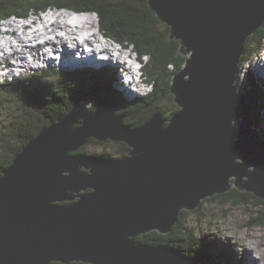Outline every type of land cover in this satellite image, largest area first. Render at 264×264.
<instances>
[{
  "label": "water",
  "instance_id": "95a60500",
  "mask_svg": "<svg viewBox=\"0 0 264 264\" xmlns=\"http://www.w3.org/2000/svg\"><path fill=\"white\" fill-rule=\"evenodd\" d=\"M148 6L187 58L171 86L179 111L131 129L118 115L127 106L94 111L82 99L43 129L0 175V264H194L137 239L171 233L184 211L233 189L264 201V138L237 84L264 0ZM91 139L129 150L116 159L80 153Z\"/></svg>",
  "mask_w": 264,
  "mask_h": 264
},
{
  "label": "trees",
  "instance_id": "16d2710c",
  "mask_svg": "<svg viewBox=\"0 0 264 264\" xmlns=\"http://www.w3.org/2000/svg\"><path fill=\"white\" fill-rule=\"evenodd\" d=\"M52 7H66L78 11L96 13L99 18L100 28L107 36L117 40L125 46L134 47L140 54L149 56V62L146 65L145 72L146 80L148 82H153L152 92L146 96L138 97L134 102L128 101L124 95L118 93V97L115 96L110 98L109 96L108 102L102 104L103 106L101 109L112 102L121 106H127V108L119 112L118 115H126L124 124L127 125L126 120L129 119L130 124L127 126L131 129L144 126L155 114H163L160 110L152 111V107L157 102H161L166 98L171 100L174 98L171 93L173 78L175 74L179 73L184 68L187 58L180 53V42L170 39V27L157 20L150 11L148 0H0V20L16 16L23 17L32 15L34 12H40L41 10H47ZM263 42L264 26L260 28L254 36L249 38L245 46V55L242 57L240 70L249 60L253 59L252 57H254V55L257 56L261 52L264 47ZM91 70L86 72L90 78H92ZM95 72L97 76L102 77L103 81H105L104 83L97 82L92 83L91 86L81 87L80 83H73L70 78L64 77L63 79L55 81V84L49 89L47 88L48 84L38 79H34L32 84H26V86H29L28 88L15 87L14 89L10 86L7 88L11 91V94L20 91L21 97L19 100L21 101L32 99V102H29L32 105L35 104L37 110L33 113L36 117L32 116L31 123L28 122L25 125L23 124L21 128H15L16 131L19 132L17 135L19 138H26L22 147L19 149L17 147H11L9 149L4 147L0 148V175L4 170L10 167L16 155L21 152L30 141L35 139L43 129L50 126V123H44L45 125L42 128H38V125H40L42 121V115L48 117V115L52 114L49 120L51 123L56 122L60 118L68 115L74 106L85 98L83 94H86L87 98L92 100V98L99 94L112 91L115 84L103 78V71ZM158 79L160 83L161 81L163 82V89H159ZM91 82L93 81L91 80ZM239 82L240 80L237 82L238 85ZM114 83H116L115 79ZM164 85L166 87H164ZM242 89H244L251 101L256 127H259L261 117L260 109L264 105V82H261V85L256 84L255 78L252 77L250 79V86ZM242 89L239 87V90ZM84 90L85 92H83ZM3 97L5 98V94L2 92L0 95V105L3 103ZM63 100L68 102L69 106L61 110L59 107L64 105ZM56 110H58V112ZM139 110L150 111V114L144 117L142 116L144 112ZM164 118L169 119L166 117ZM43 122L46 121H42V123ZM166 126H168V124ZM32 129H38L33 136L26 137L23 132H21L23 130L30 132ZM262 136L264 138V135ZM92 143L98 144L99 142L91 139L89 144ZM122 144L126 149L123 151L121 157L125 156L129 150L126 144ZM80 153L86 155L84 148L80 150ZM91 156L112 159V157L108 155L93 154ZM216 198L221 199L224 204L230 203L234 206H251L252 204L257 207L259 206L261 209L256 213L252 209L251 214L253 217L249 224L264 226V201L257 199L251 194L239 193L236 189H233L230 193L225 195L213 197V199ZM227 212L228 211H226V214ZM254 215H256V217ZM188 216L189 212L184 211L179 223L173 228L171 233L162 235L154 231L138 238L137 242L153 247L159 245L169 246L181 252L186 257H189L194 264H216L217 260H223L221 264H242L239 259H233L234 252L231 246L228 249H224L223 247H219V249L215 247V249H217L216 251L212 248L211 244H208V248L204 247L203 238H201L196 230L189 225Z\"/></svg>",
  "mask_w": 264,
  "mask_h": 264
},
{
  "label": "rangeland",
  "instance_id": "374dc122",
  "mask_svg": "<svg viewBox=\"0 0 264 264\" xmlns=\"http://www.w3.org/2000/svg\"><path fill=\"white\" fill-rule=\"evenodd\" d=\"M52 9H47L43 11V15H46L48 12H51ZM56 14L58 12L54 11ZM52 12V13H54ZM60 13V10H59ZM63 14L72 15L68 11H64ZM89 19H83L84 21L94 22L92 14H87ZM35 16L32 18V20ZM65 20V19H64ZM68 21V20H65ZM49 23H51L49 21ZM84 25V24H83ZM43 28V27H42ZM39 31V34H43L42 30L36 29ZM58 35H63V31H56ZM54 37V36H51ZM1 44V43H0ZM264 46V42H263ZM256 55H254L255 57ZM44 57V56H43ZM252 57V58H254ZM260 58H257L255 61H258ZM251 61V60H249ZM247 62L244 67L241 69L240 82L239 87L247 88L250 86V79L255 78V83L261 85V82H264V75L258 72L256 68V62L252 63L255 67L252 66L250 62ZM262 68V67H261ZM101 69V68H100ZM103 71L104 77L107 81H112L114 83V79L116 84L112 91H108L103 94H99L92 98V107L94 110H100L102 108V104L108 102V97H118L119 91H124L121 87L122 80L119 76L118 69L110 70V67L100 70ZM263 69V68H262ZM27 71V70H26ZM172 71V70H171ZM80 71H76L70 74L65 75L70 78L73 83H80V86H91L92 83H104L102 77L97 76L96 72L91 70L92 78H90L86 73H79ZM51 77L44 79L45 83L48 84V89L55 84V81L61 79L63 76L60 74L50 73ZM122 74V73H121ZM171 74V73H170ZM115 75V76H114ZM106 76V77H105ZM123 76V74H122ZM170 76V75H169ZM93 82H91V80ZM124 80V77H123ZM32 82V80H31ZM30 82V83H31ZM111 83V82H110ZM153 83V82H151ZM15 84V83H13ZM159 89H163V82L158 79ZM17 86V85H16ZM32 86V85H31ZM15 87V86H14ZM26 83L23 82L20 88H28ZM112 87V85H111ZM164 87H166L164 85ZM10 93L7 92L6 97L3 98V103L0 105V148H20L25 142L26 138H19L17 135L19 134L15 128H21L23 124L31 123L32 116L36 117L33 113L36 112L37 106L35 104H31L32 99L21 101L19 98L21 94L19 93ZM85 92V90L83 91ZM2 92H0V95ZM19 94V95H18ZM115 94V95H113ZM85 98H87L86 94H83ZM127 98V97H126ZM68 100V99H67ZM28 103H27V102ZM64 105L59 107V109H65V107L69 106L68 102L63 100ZM141 108L140 106H138ZM178 105L175 103L174 98L164 99L161 102H157L152 107V111L160 110L163 113V116L166 118H172V116L178 112ZM58 112V110H56ZM141 111V110H139ZM144 112L142 116L146 117L150 114V111H141ZM261 117H260V132L264 135V105L260 109ZM55 115V114H54ZM51 115L48 117L42 115L41 124L38 125V128H42L45 124L50 123L49 120ZM168 120V119H166ZM126 124H130V120H126ZM38 129H32L30 132H23L24 136H33ZM125 146L121 142L107 141L104 143H92L88 144L84 147V151L86 155H108L112 158L121 157L123 151L122 149ZM1 151V149H0ZM5 154V152H4ZM1 155V152H0ZM213 199V198H210ZM252 209L256 213L261 208L258 206H234L230 203L224 204L221 199L216 198L213 200H205L200 208L196 211L189 212V225L196 230L199 236L203 238L204 247L208 248V244H211L212 248L216 251L215 247H223L224 249H228L231 246V249L234 252L233 259H239L242 264H264V226L257 224H249L253 215L251 214ZM226 211L227 214H226ZM197 212V213H195ZM256 217V215H254ZM202 218V219H201ZM201 219V221H200ZM254 243V244H253ZM252 245V248H250ZM220 249V248H219ZM223 260H217L216 264H221Z\"/></svg>",
  "mask_w": 264,
  "mask_h": 264
},
{
  "label": "bare ground",
  "instance_id": "6f19581e",
  "mask_svg": "<svg viewBox=\"0 0 264 264\" xmlns=\"http://www.w3.org/2000/svg\"><path fill=\"white\" fill-rule=\"evenodd\" d=\"M53 16L56 18V20L53 21V22L50 21L51 23H49V20L47 19V17L42 16L40 18L41 20H39L38 18H35V19H33L34 21H32L29 25H30V28H32V32H33L31 34H33L34 36H38L39 38H44V37H46L47 34L49 35L50 38H49V44H48V46L52 49V51L55 52L57 50V44H58V42L63 41L66 33L71 38L76 35V33L74 32V30H72V29L67 30L66 32H64V34L62 36L61 35H58V33H56V31H57L56 28H59L60 24H62V22H63L61 19H63V20L65 19V20H68V21H76L77 23H80V19L75 18L73 15H66V14H63V13H60V14H56L55 13ZM80 24H81L82 28H84L83 23H80ZM37 28L40 29V30H42V33L43 34H39V31L36 30ZM4 34L5 33H1L0 35L3 36ZM51 36H54V37H51ZM10 44H12V42ZM0 46H1V44H0ZM105 49H107V48H105ZM76 51H77V53L79 52V50H76ZM27 54H32V56H33V54H36V53H34L32 50H28V49H22L18 53V55L21 57V59H23L25 62L31 60V58ZM36 55L37 56H40L41 58L43 56H45V55H41V54H36ZM79 57H86L85 52H81V56H79ZM60 60L61 61H65V60H75V53H74V51H69L68 54L66 55V57L63 56V57H61ZM7 64H9V62H7ZM98 64L101 66V70H104L107 67L108 68L110 67L111 72H112V69H118L119 70V76H120V79L122 80L121 87L124 90L123 92L122 91H119V93L122 94V95H124L125 97H127L126 99H128V101L134 102L135 101L134 100V97L136 95H135L134 92H132L133 90L131 89L129 83H127V81H124L123 80V76L121 74L122 71H123V68L117 67V66L113 65L110 61L98 62ZM88 68L90 69L89 66H88ZM138 68L139 69H142L143 66L142 65H138ZM23 69L28 71V69L25 66H23ZM93 70H95L97 72H100L97 69H93ZM40 72H41V69H36L34 71H31L30 77L33 78L34 76H38L40 74ZM86 72H89V71H86ZM79 73H82V72L80 71ZM25 78L28 79L27 76H25ZM28 80H30V79H28ZM8 84H10V85L5 84V85L2 86V88L7 89V88H9V86L10 87L12 86L11 83H8ZM12 88L15 89L14 86H12ZM138 95H139V93H138ZM250 248L253 249L252 248V245H250Z\"/></svg>",
  "mask_w": 264,
  "mask_h": 264
},
{
  "label": "clouds",
  "instance_id": "9594fccd",
  "mask_svg": "<svg viewBox=\"0 0 264 264\" xmlns=\"http://www.w3.org/2000/svg\"><path fill=\"white\" fill-rule=\"evenodd\" d=\"M52 9V11H58L59 12V10H60V12L62 11H68V12H70L75 18H77V19H80V21H81V23H83L84 24V30H86V31H89V32H92V33H95V32H100L99 33V35L100 36H103V37H106L107 35L103 32V30L100 28V24H99V18H98V15L96 14V13H93V12H85V11H78V10H75V9H71V8H66V7H62V8H58V7H52L51 8ZM46 11V10H45ZM87 14H92V16H93V20H94V22H91V21H89V20H87V21H84L83 19H86V18H88L89 19V17H88V15ZM109 37V36H108ZM111 38V37H110ZM112 39V38H111ZM114 40V39H113ZM116 42H118L117 40H115ZM119 44H121V45H123L122 43H120V42H118ZM126 49H128L127 51H133L134 52V54L136 55V56H138L139 57V59H140V62H141V64H142V66L144 65L145 66V68H146V65L148 64V62H149V56L148 55H143V54H140L134 47H132V46H125V45H123ZM264 48V47H263ZM262 48V49H263ZM260 53H262V50H261V52ZM259 53V54H260ZM258 54V55H259ZM257 55V56H258ZM257 56L256 57H254L253 59H251V61L252 60H256L257 59ZM99 61L100 62H103L104 60L100 57L99 58ZM251 61H249V62H251ZM113 65H116V64H114V63H112ZM90 69H93V68H90ZM90 69H87V71L88 70H90ZM97 70H99V69H97ZM101 70V69H100ZM75 72V74H76V71H73L72 73H74ZM82 73H86V71L85 72H83V71H81ZM78 73V72H77ZM145 76H146V72H145V69H144V73H143ZM88 100H90L91 102H93L91 99H89V98H87ZM113 103V102H112ZM179 108V107H178ZM98 111V110H97ZM179 111V110H178ZM259 128V127H258ZM129 148V147H128ZM112 159H116V158H112Z\"/></svg>",
  "mask_w": 264,
  "mask_h": 264
},
{
  "label": "flooded vegetation",
  "instance_id": "af4514ba",
  "mask_svg": "<svg viewBox=\"0 0 264 264\" xmlns=\"http://www.w3.org/2000/svg\"><path fill=\"white\" fill-rule=\"evenodd\" d=\"M125 148V147H124ZM127 148H128V146H127ZM126 149V148H125ZM125 149H122V151H124ZM122 157H124V156H122ZM119 158H121V157H119Z\"/></svg>",
  "mask_w": 264,
  "mask_h": 264
},
{
  "label": "snow or ice",
  "instance_id": "6c2138e0",
  "mask_svg": "<svg viewBox=\"0 0 264 264\" xmlns=\"http://www.w3.org/2000/svg\"><path fill=\"white\" fill-rule=\"evenodd\" d=\"M76 21H70V23H75Z\"/></svg>",
  "mask_w": 264,
  "mask_h": 264
}]
</instances>
